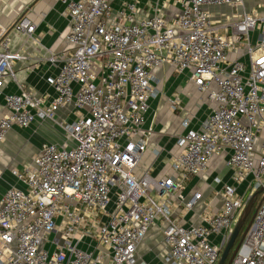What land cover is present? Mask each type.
<instances>
[{
	"label": "built area",
	"instance_id": "2783aa9c",
	"mask_svg": "<svg viewBox=\"0 0 264 264\" xmlns=\"http://www.w3.org/2000/svg\"><path fill=\"white\" fill-rule=\"evenodd\" d=\"M61 1L70 51L49 79L51 99L23 86L3 93L24 58L10 48L9 33L34 40L35 24L20 15L0 26L7 110L0 141L13 126L54 119L60 109H68L66 117L81 113L58 121L63 142H42L30 164L11 169L25 187L10 186L0 199V264H145L137 248L158 218L166 223L164 264H217L251 188L264 187V142L255 148L264 132V0H253L251 9L246 0H155L149 9L138 0L116 9L113 0ZM223 5L237 8V16L225 21L213 12ZM167 63L188 73L215 105L198 129L177 137L176 174L137 175L150 133L143 127L148 101L160 93L152 70ZM225 150L232 183L223 185L220 210L204 224L183 226L172 216L171 196L192 207L200 193L186 200L185 181ZM247 177L250 190L239 195L237 184ZM230 264H264V197Z\"/></svg>",
	"mask_w": 264,
	"mask_h": 264
},
{
	"label": "crops",
	"instance_id": "0c3cea01",
	"mask_svg": "<svg viewBox=\"0 0 264 264\" xmlns=\"http://www.w3.org/2000/svg\"><path fill=\"white\" fill-rule=\"evenodd\" d=\"M120 1L113 0V8H118ZM146 1L138 0V4L142 6L147 4ZM20 15H25L35 24L34 40L9 33L10 48L20 52L24 58L14 63L15 77L4 82L3 93L18 92L23 86L51 99L54 91L49 79L57 74L70 51L66 41L70 22L65 4L61 0H0V26L9 28ZM51 55L53 60L49 59ZM152 71L160 93L148 101L143 127L150 133L136 174L148 171L150 175L161 178L176 174L172 161L180 151L177 137L189 129H198L215 104L199 91L188 73H178L168 63L156 66ZM173 101L179 106L173 107ZM67 110L60 109L54 119L37 118L27 128L13 126L7 131L5 139L0 141V199L10 186L25 187L12 174V168L30 164L42 142H63L64 133L58 121H72L76 117L74 112L66 117ZM6 114L1 95L0 117ZM262 142L264 132L257 138L255 148L258 149ZM228 156L229 150L214 154L203 172L185 181L182 192L186 200L193 193H200L192 207L186 208L176 200L175 194L171 196L172 216L180 224H204L209 215L220 210L224 200L223 185L232 183V170L226 164ZM244 181L237 184V192L242 196L249 191L248 186L245 190L240 188ZM165 225V221L158 218L138 245L137 255L145 264H164L163 256L167 250L163 234ZM211 238L215 240L218 236Z\"/></svg>",
	"mask_w": 264,
	"mask_h": 264
},
{
	"label": "water",
	"instance_id": "95a60500",
	"mask_svg": "<svg viewBox=\"0 0 264 264\" xmlns=\"http://www.w3.org/2000/svg\"><path fill=\"white\" fill-rule=\"evenodd\" d=\"M260 191H264V187L259 188L248 199L246 205L244 206L242 213L240 214L237 222L235 223V226L233 228V232H232L230 238L228 239V241L226 242V244L222 248V251H221V254H220V257H219L217 264H230L231 260L233 259L234 255L236 254L237 250L239 249L245 235L249 231V228L251 227V225H253L255 213H256V211H257V209H258V207H259V205H260V203L264 197V194H263V196L259 200L258 204L256 205L254 211L252 212L249 221L247 222L246 226L243 228V225L245 224V221H246V219H247V217L251 211V208L253 206L254 199L257 196L258 192H260Z\"/></svg>",
	"mask_w": 264,
	"mask_h": 264
},
{
	"label": "rangeland",
	"instance_id": "374dc122",
	"mask_svg": "<svg viewBox=\"0 0 264 264\" xmlns=\"http://www.w3.org/2000/svg\"><path fill=\"white\" fill-rule=\"evenodd\" d=\"M118 1V0H117ZM120 1V0H119ZM122 1V0H121ZM120 1V2H121ZM153 1H155V0H147L146 2H147V4H144V5H146L147 6V9H149L150 7V3L151 2H153ZM256 7L255 6V2L253 1V0H246L245 1V7H246V9H251V7ZM252 7V8H253ZM259 8H257V10H258ZM213 12H218V13H220V14H222V17H223V19L225 20V21H229V20H232L233 18H235L236 16H237V14H236V12H237V8H230L229 6H225V5H223V6H217L216 8H213ZM224 20H220V19H215V21H216V23H218V24H221V23H224ZM252 37H255V34H253L252 35ZM74 115H77V116H79V115H81V113H80V111L79 110H75V112H74ZM245 180V181H244ZM243 181V184L240 186V188L241 189H243V190H245L246 189V187L247 186H249V181H250V178L249 177H247L246 179H244ZM250 190V189H249ZM258 189H252L251 188V191H250V195H252L255 191H257ZM248 191V190H247ZM247 193V192H246ZM245 193V194H246ZM263 194H264V191H260V192H258V194H257V196L255 197V199H254V203H253V206H252V208H251V211H250V213H249V215H248V217H247V219H246V221H245V224L243 225V228L246 226V224H247V222L249 221V219H250V217H251V214H252V212L254 211V209H255V207H256V205L258 204V202H259V200L261 199V197L263 196ZM111 197L113 198L114 197V192H112V194H111ZM252 226L253 225H251V227L249 228V231L252 229ZM242 228V229H243ZM214 236V235H213ZM217 237V236H216ZM212 238H211V236H210V240H211ZM220 240H221V238H220V236H218V238H215V240H211V241H213L214 243H220Z\"/></svg>",
	"mask_w": 264,
	"mask_h": 264
}]
</instances>
